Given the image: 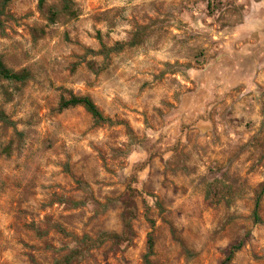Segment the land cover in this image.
<instances>
[{"label":"rangeland","instance_id":"rangeland-1","mask_svg":"<svg viewBox=\"0 0 264 264\" xmlns=\"http://www.w3.org/2000/svg\"><path fill=\"white\" fill-rule=\"evenodd\" d=\"M72 2L74 18L58 0L5 9L0 57L30 77L0 80L21 133L0 124V264H53L121 232L126 194L128 240L70 264H144L149 238L151 264H220L241 240L230 264H264V0ZM101 43L121 48L105 58ZM68 92L114 123L58 111Z\"/></svg>","mask_w":264,"mask_h":264},{"label":"trees","instance_id":"trees-1","mask_svg":"<svg viewBox=\"0 0 264 264\" xmlns=\"http://www.w3.org/2000/svg\"><path fill=\"white\" fill-rule=\"evenodd\" d=\"M9 0H0V28L3 25V19L6 18V6ZM46 0H38V8H42ZM60 4L61 12L68 17L74 18L77 16V11L73 8L72 0H58ZM57 13L54 11H50L49 20L54 21ZM101 48L97 51L99 54H103L106 58L108 53L113 51H118L121 48V44H115L111 47H106L104 44H100ZM30 77V72L26 69H21L19 71H15L4 63L2 58L0 57V80L16 83L23 85ZM3 95H5L6 101H10L12 96L8 94V92L4 89ZM80 106L87 112L94 125H103V124H112L114 123L110 117L105 116L98 105L93 101V99L88 95H75L71 92H68V96L61 95L58 101L57 110L62 111L69 107ZM0 124L5 127H10L14 131L15 122L6 114L3 110L0 109ZM17 135H21L20 132H17ZM10 145L7 144L2 151H6V153L10 150ZM264 194V180L259 188V191L256 194L254 200V209L253 215L255 221H259L258 218V208L262 195ZM219 200V197H217ZM216 199V202L218 201ZM135 202L132 200V194H126L124 199L121 202V212H120V221L122 225L121 232H101L95 238H92L88 235H84L79 241V246L77 248L71 249L67 254L62 256L60 259H56L53 264H70L74 259H77L84 255L87 251L94 247H98L102 245L105 241H110L111 243L120 244L128 240L130 231H131V221L135 218ZM243 241H239L238 243L232 245L225 257L221 260L220 264H230L234 254L242 247ZM153 253V243L149 238L147 241V251L143 256L144 264H151L149 257Z\"/></svg>","mask_w":264,"mask_h":264}]
</instances>
